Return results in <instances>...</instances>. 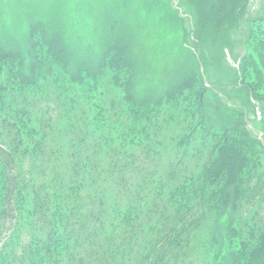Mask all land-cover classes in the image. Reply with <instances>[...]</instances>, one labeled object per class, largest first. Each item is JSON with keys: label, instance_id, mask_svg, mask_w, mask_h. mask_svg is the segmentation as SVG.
Returning a JSON list of instances; mask_svg holds the SVG:
<instances>
[{"label": "trees", "instance_id": "16d2710c", "mask_svg": "<svg viewBox=\"0 0 264 264\" xmlns=\"http://www.w3.org/2000/svg\"><path fill=\"white\" fill-rule=\"evenodd\" d=\"M181 4L196 58L149 99L133 93L122 37L89 78L69 71L63 32L39 16L28 52L0 45V264H264V136L250 126L264 130L252 116L264 113V10ZM244 15L231 68L243 101L223 108L208 70Z\"/></svg>", "mask_w": 264, "mask_h": 264}, {"label": "rangeland", "instance_id": "374dc122", "mask_svg": "<svg viewBox=\"0 0 264 264\" xmlns=\"http://www.w3.org/2000/svg\"><path fill=\"white\" fill-rule=\"evenodd\" d=\"M169 1V2H168ZM179 0H0V45L28 52L30 49L28 23L31 17L43 18L49 30L63 32L68 68L71 73L89 78L101 64L103 53L111 39L124 38L130 43L126 51L133 58V93L136 99L161 95L172 87L190 68L196 54L183 43V25H189L181 14L189 13ZM181 5L176 11L175 7ZM248 17L264 10V0H249ZM187 15V14H185ZM247 15L241 16L231 30L232 42L224 47L221 67L213 63L208 70L212 87L219 95L218 104L240 106L243 93L234 89L231 68L236 58L246 50ZM29 21V22H28ZM32 21V20H31ZM184 21V22H183ZM57 25V26H55ZM23 52V51H22ZM24 53V52H23ZM25 54V53H24ZM210 57V54L207 53ZM131 58V59H132ZM90 74V75H89ZM242 93V95H241ZM208 119L220 127L222 113L211 104L215 97L206 96ZM215 102V100H214ZM253 116V115H252ZM224 123V121H222ZM256 130L259 125L251 121Z\"/></svg>", "mask_w": 264, "mask_h": 264}]
</instances>
